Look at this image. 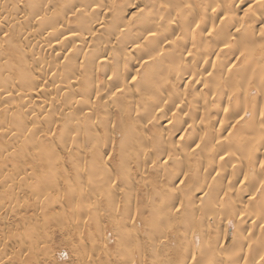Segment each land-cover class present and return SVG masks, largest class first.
Wrapping results in <instances>:
<instances>
[{
    "label": "bare ground",
    "instance_id": "obj_1",
    "mask_svg": "<svg viewBox=\"0 0 264 264\" xmlns=\"http://www.w3.org/2000/svg\"><path fill=\"white\" fill-rule=\"evenodd\" d=\"M74 239L264 264V0H0V264Z\"/></svg>",
    "mask_w": 264,
    "mask_h": 264
},
{
    "label": "rangeland",
    "instance_id": "obj_2",
    "mask_svg": "<svg viewBox=\"0 0 264 264\" xmlns=\"http://www.w3.org/2000/svg\"><path fill=\"white\" fill-rule=\"evenodd\" d=\"M86 88V87H85ZM86 90L87 89H84V87H83V89H81L80 90V92L81 93H83V92H86ZM88 91V90H87ZM79 92V93H80ZM254 93V91L251 93V94H253ZM52 114H54V115H58V116H60V115H64V111H63V108L61 107V106H59V107H55L54 109H52V110H50V111H48L44 116L45 117H43L42 119H43V121H47V120H49L50 118H51V115ZM63 132H65V136H69V135H71L72 134V131H71V129H69L67 126H65V127H61L60 125L59 126H56V128H55V133H54V136L56 137V135L57 134H61V133H63ZM117 141L115 142V144H114V147L117 145ZM77 150L76 149H74L73 150V152H76ZM79 152H81V151H79ZM114 160V156H113V159H112V161ZM111 161V162H112ZM230 227H231V230H233V228H232V225L230 224ZM50 229H55V228H50ZM109 235V234H108ZM59 237H57V236H55L54 238H53V240H52V243H56V242H59L60 241V239H58ZM87 244V242H86V240L84 239L82 242H79L77 239H74L72 242H71V244L70 245H67V246H65L64 248H62V249H60L59 250V252H58V250H57V252H58V255H57V257L59 256V258H60V260L61 261H59V264H63L64 262H65V260L67 259V254L68 253H70V252H72V251H70L69 250V248H75V249H81L83 246H85ZM196 249H198L197 247H196ZM60 254V255H59ZM147 258V257H146ZM157 260H159L158 258H157ZM119 264L121 263V264H123V262H118ZM145 264H150V261H149V259L147 258V260H146V263Z\"/></svg>",
    "mask_w": 264,
    "mask_h": 264
}]
</instances>
